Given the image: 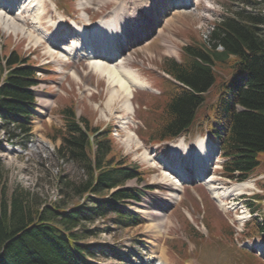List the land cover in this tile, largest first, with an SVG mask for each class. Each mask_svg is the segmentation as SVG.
Masks as SVG:
<instances>
[{
	"label": "rangeland",
	"instance_id": "1",
	"mask_svg": "<svg viewBox=\"0 0 264 264\" xmlns=\"http://www.w3.org/2000/svg\"><path fill=\"white\" fill-rule=\"evenodd\" d=\"M37 1L45 11L42 16L36 15L37 12L34 11L22 13V16L33 22L36 28L32 23L24 24L23 19L14 20L15 15L25 10L27 5L23 3L16 7L20 11L15 9L8 13V18H12L14 22L4 24L5 27L0 24V55L9 54L13 49H17L22 54L32 57L39 67L44 68L39 76L40 84L34 88L37 105L34 110L32 135L28 139L14 137L20 130L12 125L8 131L2 130L0 121L2 166L0 188H4L8 196L25 193L28 198H35L39 204H54L65 200L64 198H72L69 197L70 194L66 196L62 193L61 189L64 190L67 180H82L84 171L74 162L60 158L57 154L60 141H53L47 135L51 132L52 126L63 127L61 110L72 99L78 116L90 115L94 119V124H103L104 127L110 128L124 155L130 156L133 161L150 172L143 181L131 179L126 183V187L137 189L140 194L139 201L130 199L117 203L121 211L129 210L140 215L143 220L140 225L122 227L116 224L113 214H110L76 228L82 238L81 243L89 245L96 254L93 264H239V252L236 250L238 247L246 248L260 256L259 247L264 248V240L261 238L246 240L241 239L239 234L236 236V247L235 244L226 246L221 243L222 241L213 240L204 222L203 201L211 198L214 202L209 201L210 204L216 206L220 217L226 219L237 232H240L244 223L251 219L257 218L258 222L264 223V164L259 167L260 172L255 179L247 181L250 186L238 188L236 186L238 183H231L222 177L223 160L216 151L210 162L209 179L218 187L219 193L216 194L218 198H213L209 186L197 174L195 179H186L188 182L183 184L176 202L166 205L161 201L162 197H170L167 195L170 188L167 187L166 181L169 172L163 166L167 162L175 164L177 160L179 165L185 166L189 156L183 147L202 137H208L211 121L202 122L200 119L203 113L210 110L208 105L216 100L215 92L208 95L205 106L199 111L197 118L199 121H196L185 135L164 143L166 145H149L136 135V131L138 127L145 126V114L138 108L139 104L142 106L148 102L150 93H159L155 88L156 84L161 90L167 87L163 80L156 78L164 73L162 64L165 57L180 59L183 45L195 39L204 41L206 39L204 36H209L212 30L213 22L226 13V8L228 10L246 8L248 11L255 13L262 11L264 14V0H196L199 4L178 5L170 14L161 15L162 22L148 21L146 26L151 27L150 32L154 33L147 35L146 39L135 40L130 47L131 50L124 52L126 58L121 57L114 61L123 62L122 65L131 72V75L133 74L147 87H144L145 89L134 87L136 91H133V97L127 103L124 96H113V93L120 90L119 85L113 90L105 75L92 71L91 63L103 60L84 58L80 64L74 63L77 61H65L68 56L61 47H54L53 43L56 40L49 37L53 36V28L58 25L62 16L72 29L81 30L85 26L89 29L93 26L89 22L90 19L95 22L115 21L119 17L116 14L118 8L123 4L131 7L133 1L137 5L138 1L123 0V3L113 7L114 13L109 10L118 0H107L101 7L92 4L87 6L86 10L81 8V0H70L75 9L68 10L67 6L63 8L64 11L56 6L62 5L63 0ZM91 1L95 3L101 0ZM147 1L149 0H143L140 6L148 3ZM2 11L0 9V12ZM108 11L112 14H107ZM173 11L178 13L177 18L172 19ZM123 12L125 11L122 10ZM171 19L174 21L169 23ZM129 34L130 41H133L137 31L131 30ZM114 62L107 64H117ZM112 96L115 98L113 101ZM209 138L213 142V139ZM205 140L208 142V139ZM214 142L213 146L216 148L218 144ZM181 145L183 149L178 155L174 152L176 150L174 147ZM193 151L191 154H194ZM256 194H260L261 197H255ZM187 221L204 237L195 238L191 235ZM183 242L188 251L187 257L179 253ZM172 244L175 246L174 249H169L168 246ZM160 250L165 252L167 261L166 258L164 261L160 257ZM261 259L264 261L263 256Z\"/></svg>",
	"mask_w": 264,
	"mask_h": 264
},
{
	"label": "trees",
	"instance_id": "2",
	"mask_svg": "<svg viewBox=\"0 0 264 264\" xmlns=\"http://www.w3.org/2000/svg\"><path fill=\"white\" fill-rule=\"evenodd\" d=\"M200 43L183 46L181 62L165 60L164 70L179 84L166 80L163 93L152 95L146 108L141 109L145 126L138 135L147 144H154L186 133L214 89L217 101L200 120L213 116L221 127L214 126L213 131L225 159L222 175L226 180L241 182L256 175L264 164V14L244 8L230 10L215 23L210 35L212 48ZM218 44L224 50L218 51ZM2 59L7 69L4 80ZM39 69L35 60L20 50L0 55V121L2 130L8 131L10 125L20 130L14 137L28 139L32 135L37 103L32 88L39 83ZM69 102L61 110L63 127L52 126L47 135L53 141L61 140L58 156L77 164L84 177L65 181L61 191L72 198L54 204H39L25 193L8 196L0 188V264H93L96 254L81 243L76 228L110 214L125 228L143 221L134 212L121 211L117 203L139 201L137 189L126 187V183L145 180L149 170L124 155L110 128L94 124L90 115L78 116L74 100ZM89 135H93L92 140ZM209 201L214 202L207 198L203 203L210 237L236 247L235 230ZM187 226L195 238L204 237L188 221ZM240 235L264 238V224L254 218ZM236 250L239 264H264L249 250ZM179 253L187 257L185 242Z\"/></svg>",
	"mask_w": 264,
	"mask_h": 264
},
{
	"label": "bare ground",
	"instance_id": "3",
	"mask_svg": "<svg viewBox=\"0 0 264 264\" xmlns=\"http://www.w3.org/2000/svg\"><path fill=\"white\" fill-rule=\"evenodd\" d=\"M4 1L6 2L5 6L7 7V9H5L4 12H0V24L1 25H4V24L8 25L9 23H11L13 21L12 18H8V13L10 14V12L12 10H15L17 5L20 3H23L27 6L24 8L25 9L24 11H20L17 14V16L15 15V17H13V18H14V20H16V19L22 20L23 19L24 20L23 22L26 25L29 23H32L36 28V25L33 22H31L27 17L25 18L24 16H22V13L34 11V12H37L36 15L42 16L43 12H45L42 8L43 6L37 0H4ZM137 1H138L137 5H135V3L133 1V4L131 5V7H128V5L123 4L120 8H118L116 14L119 15V17H117V19L115 21L112 20V22H109V23L97 22L94 24L91 33L86 32V31L81 32L82 36H81L79 42L75 41L73 46L68 48V49L62 47L63 51L65 53L67 52L70 58H73L75 61H77V62H74L77 64H80L82 62L81 60L84 58H90V59L91 58H99V59L103 60V61H97V60L93 61L91 63L92 64L91 67H93L92 71L94 73H99L101 75H105L107 77V82L109 83L110 88H112L113 90H115L114 88L117 85H119L120 90L119 91L117 90L118 93L117 92L113 93V96L114 95H119L120 97L124 96L126 98L125 103H127L130 99H132L133 93H134L133 92L134 87L144 88L146 84L139 81V79L135 78L133 76V74L131 75V72H129V70L125 66L122 65L123 62L120 63L118 61L117 62H114V61H116V59H119L121 57L126 58L124 55V52L126 50H131L130 47L135 42V40L145 38L147 35H150L153 32V31L150 32V30L152 29L151 27L147 28V26H146L148 21L151 22L153 20L155 23L162 22L160 16L170 14L172 9H174L176 6H178V4H180L179 3L180 1H178V0H167L166 2L163 1V4H162V0H149V1H147L148 3H143V5L140 6V4H142L143 0H137ZM106 2H107V0L95 1V3H93V1H91V0H81V8L82 9L84 8L86 10V7L89 5L92 6V4H96L97 6L101 7V6L105 5ZM122 3H123V1H122ZM193 3H196V5L199 4V2H197L196 0H192L190 2V4H193ZM182 5H185V4H182ZM8 8H12V9H8ZM122 10L125 12L122 13ZM111 12L114 13L115 8H114V11H111ZM172 14H171L173 16L172 19H174V17L177 18L179 16L178 13L177 12L175 13L174 11L172 12ZM172 19L169 21V23L174 21ZM113 21H114V23H113ZM155 23L152 24L153 28L155 26ZM5 25L3 27H5ZM69 29H71V28H69ZM131 30L137 31V34L134 37L132 36L133 41H130L131 35L129 34V32ZM114 31H116L118 33V39L114 38ZM66 32H69L68 29L66 30ZM73 32H74V29H73ZM106 33H108L107 42L110 45L108 47V51H105L102 49V47L105 45L102 42V38L106 37ZM133 33L131 32V34H133ZM54 34L56 35L57 32L54 31ZM77 35H78L77 33H75V35H73V36H72V34L67 35V33L63 32V34L60 37H58L57 41L60 40L59 42L61 44H63L66 42V39H68L69 37H71V36L77 37ZM99 35L101 36V38L97 42ZM66 36H67V38H66ZM63 38H66V39L63 40ZM109 39H110V42L112 41V44L109 42ZM63 41H65V42H63ZM90 43L92 46L90 48V53L87 54L85 50H88V45ZM81 45H83V48H84V49L81 48L83 50V52H78L77 48H78V46H81ZM116 47L118 48L117 49V51L119 53V55L117 54L118 56L115 54ZM78 59H79V61H78ZM105 60H107L108 62H106ZM103 62H106V63H103ZM110 62H114L117 64L108 65L107 63H110ZM118 64H119V66H118ZM117 89H118V87H117ZM113 96L111 97V101H113L115 99V98H113ZM132 133L134 134V132H132ZM205 139H208V142ZM182 145L179 147L178 146L174 147L176 149V150H174V152L178 154L179 152H182L181 149L184 148L186 155L189 156V159H188L187 164L185 166L179 165L178 160L175 162V164H173V162H167L163 166V168L165 167V170H167L169 172V174H168L169 176L166 178V181L168 184L167 187L170 188L168 191V193L169 192L170 193L167 195H169L170 197H162L163 199H161V201H163V203L166 205H170V204H173L174 202H176V200L179 197V193L182 191L183 184L188 182V181H186V179L187 178H189V179L194 178L195 179L197 174L201 180H204L207 183V185L209 186V190L211 191L212 195L215 198H218V195L216 196V194L219 193L217 190L218 187L213 185L211 179H209L211 172H209L210 164H208V161L211 160V157H212L211 155H213L214 152H216V151L218 152L217 147L215 148L213 146V144L209 141V138H207V137H202V138L198 139V141H195L194 143H192L189 146L186 145L183 148H182ZM194 145H195V148H194ZM191 151H193L194 154H191ZM171 167L174 170H172ZM174 171H176V173ZM248 185L249 184L247 183V181H245L242 183H238L236 186H238V188L243 189V187H246ZM213 191H215V192H213ZM166 198H168V199H166ZM159 253H160V257H162L165 261V258H166L165 252L163 250H160ZM166 261H167V258H166Z\"/></svg>",
	"mask_w": 264,
	"mask_h": 264
}]
</instances>
